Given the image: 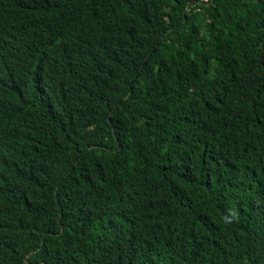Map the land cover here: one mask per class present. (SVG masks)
I'll return each mask as SVG.
<instances>
[{"label":"trees","instance_id":"trees-1","mask_svg":"<svg viewBox=\"0 0 264 264\" xmlns=\"http://www.w3.org/2000/svg\"><path fill=\"white\" fill-rule=\"evenodd\" d=\"M0 264H264V0H0Z\"/></svg>","mask_w":264,"mask_h":264},{"label":"built area","instance_id":"built-area-1","mask_svg":"<svg viewBox=\"0 0 264 264\" xmlns=\"http://www.w3.org/2000/svg\"><path fill=\"white\" fill-rule=\"evenodd\" d=\"M206 1V0H205Z\"/></svg>","mask_w":264,"mask_h":264}]
</instances>
